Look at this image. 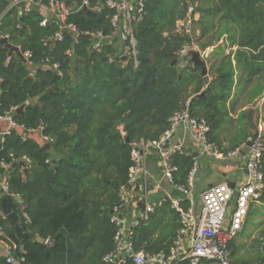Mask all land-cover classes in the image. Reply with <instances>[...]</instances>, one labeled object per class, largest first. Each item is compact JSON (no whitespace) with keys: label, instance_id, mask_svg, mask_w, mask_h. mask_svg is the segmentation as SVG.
I'll list each match as a JSON object with an SVG mask.
<instances>
[{"label":"trees","instance_id":"1","mask_svg":"<svg viewBox=\"0 0 264 264\" xmlns=\"http://www.w3.org/2000/svg\"><path fill=\"white\" fill-rule=\"evenodd\" d=\"M64 1L75 8L69 21L79 30L112 32L113 11L107 0H90L92 6L103 3L102 12H76L82 0ZM8 5V0H0V14ZM191 5L200 13L193 34L174 33ZM20 18L18 9L11 11L1 34L30 51L32 63L10 56L0 43V116L12 106L24 107L15 120L28 129L44 126V135L54 140L50 150L35 138L22 141L18 131L4 143L0 140V173L7 174L11 194L26 203L23 220L30 239L23 241L8 228L20 264H106L119 231L113 212L122 206L121 189L133 166L132 143L158 140L189 100L191 113L208 121L209 141L224 155L259 134L258 113L248 107L264 92V0H147L144 19L135 27L138 68L120 59L111 63L114 48L93 53L90 41H76L69 33L45 46L43 40L57 26L41 27L38 11ZM225 34L228 39L222 42ZM189 39L201 44L202 52L213 48L205 58L209 85L200 67L189 59L185 67L178 62ZM47 60L51 66L58 64L62 74L45 69ZM202 93L206 98L197 100ZM242 108L247 109L233 119ZM25 157L30 160L26 171L14 167ZM2 161L11 164V170L4 171ZM194 163L191 155L174 156L177 185L187 184ZM8 224L0 196V226ZM156 226L153 222L133 230L137 250L170 251L180 225L169 226L160 238H155ZM262 238L264 223L254 244ZM232 248L236 256L235 244ZM0 264H7L6 259L0 257Z\"/></svg>","mask_w":264,"mask_h":264},{"label":"built area","instance_id":"2","mask_svg":"<svg viewBox=\"0 0 264 264\" xmlns=\"http://www.w3.org/2000/svg\"><path fill=\"white\" fill-rule=\"evenodd\" d=\"M8 1V7L0 14V38L5 37L1 34L3 22L11 11L18 9L20 12L22 9V13L27 14L38 11L43 16L40 22L41 27L46 28L50 24L57 26V31L43 40L45 46H50L53 42L63 41L68 33L76 41L82 37H90L91 39L88 41L92 43L91 52L102 53L105 47H112L115 53L109 57L111 63L116 59H120L124 63V57H127L128 63H132L135 68H138L135 27L144 19L147 0H107L106 6L113 11L111 17L112 32L110 34H105L103 31L79 30L75 24L69 21L71 14L75 12V8L69 7L64 0ZM104 7L105 5L100 1L92 6L90 0H82L76 12L82 10L102 12ZM196 9L197 7L193 5L189 7L186 18L178 21L176 33L193 34L194 23L200 18V13ZM188 47L182 50L180 55L187 51ZM19 48L21 49V47ZM229 50L231 51V49ZM232 50L235 52L237 48ZM21 52L27 63L31 65L33 54L30 51L24 52L22 49ZM68 54L71 55L72 51H69ZM206 57L208 54H204V58ZM49 62V60L43 62L44 68L49 66L53 70H60L58 64L51 66ZM60 74L62 73L60 72ZM190 103L188 101L186 107L175 114L169 130L158 140L139 139L132 143L133 166L129 171L127 184L121 189L122 206L116 208L113 213L112 222L119 227V231L115 237L114 251L104 259L106 264H239L234 260L235 254L232 246L239 235L244 232L251 206L254 203H260L264 192V137L259 135L257 139H251L253 145L247 150L246 168L248 175L245 181L238 188H231L228 183L212 185L201 194L202 211L197 213L194 193L200 164L197 158H194V167L189 173L187 184L179 186L175 183L174 175L178 168L173 164V158L176 154H185L186 149L182 141L174 146H168L173 136L180 127H183L193 133L204 152L222 162L242 156V148L227 155L222 154L220 148L209 141L211 128L208 121L205 118L194 116L190 111ZM19 109L17 106H12L0 116L1 143H4L6 137L12 135L14 131H18L19 137L24 142L30 138H35L43 145L51 146L54 140L44 135V126L38 129H28L15 120ZM151 150L158 152L164 177L175 187L179 196L166 195L155 202L145 200L144 211L140 213L138 219L133 221L131 226H128L123 218L126 206L132 201L128 191L136 185L142 176L146 175V155ZM22 162L27 168L30 160L25 157ZM1 168L7 171L12 168V165L2 161ZM0 196L2 198L11 196L20 204L22 210L26 208L20 196L11 194L6 173H0ZM185 202H189L190 206L186 207ZM167 206L177 214L180 220V229L170 251L168 253L165 251L150 253L146 250H137L133 230L149 223L159 209ZM8 228H11L10 224L5 227L0 226V257L5 258L7 264H20L14 257V250L17 246L11 241ZM5 241L10 244H6ZM44 244L52 246L49 240H46ZM259 244L264 254V238L260 240ZM258 264H264V257Z\"/></svg>","mask_w":264,"mask_h":264},{"label":"crops","instance_id":"3","mask_svg":"<svg viewBox=\"0 0 264 264\" xmlns=\"http://www.w3.org/2000/svg\"><path fill=\"white\" fill-rule=\"evenodd\" d=\"M193 45L196 46V48H198L197 45L195 44ZM204 54L209 55L207 51H205L204 53L201 51V55L204 56ZM233 64L234 66H236V61L234 59H233ZM239 76L240 74L236 72L235 77L237 81ZM209 79L210 81L212 79L210 75H209ZM237 91L238 88L235 89V92ZM248 108H252L256 113H258L255 116V120L258 119L257 126L259 129V135L264 137V92L261 95H259L257 99H255V101ZM245 109L247 108L239 109L237 114L233 115V119H237L238 115ZM226 134L227 132L225 131V134L223 136L226 137ZM180 141H182L185 145V149H186L185 154L191 156L196 155V158L200 164V168L196 177L195 193H194V204L197 211H198L197 205L200 204V202L202 204L201 194L212 185L231 182L234 188H238L247 178L248 171L246 168V161H247L246 156L242 155L225 162L217 161L209 153L204 152L199 142L193 135V133L185 130L183 127H180L178 129V131L173 136L168 146L170 145L174 146ZM128 195L132 198V201L128 204V206H126L125 213L123 214V218L128 226H131L133 224V221L142 212L139 204L140 203L145 204V200L148 202H155L161 199L162 197H165L166 195H172L174 197L179 196V193L178 191H176L175 187L171 183H169L164 177L159 154L157 151L151 150L147 153L146 175L142 176L138 180L136 185L128 191ZM186 203H187V207L190 206L189 202ZM169 214H174L176 217L175 222L180 225L179 217L169 206L159 209L152 216L151 218L152 222L151 221L149 222L150 224L154 222L157 225L155 238H157L158 235L157 232L164 225L166 219H168Z\"/></svg>","mask_w":264,"mask_h":264},{"label":"water","instance_id":"4","mask_svg":"<svg viewBox=\"0 0 264 264\" xmlns=\"http://www.w3.org/2000/svg\"><path fill=\"white\" fill-rule=\"evenodd\" d=\"M86 12H89V10H86ZM22 14H23L22 9H20V16H21L20 20L21 21H22ZM82 39L88 40L91 38L90 37H82ZM0 43L3 44L9 50L10 56L16 55L20 59H22V61L27 63L26 59L22 55L21 49L17 45L12 44L7 37L0 38ZM187 59H189V61L193 64L194 67H200L201 68L202 75L204 78H206V85H209L210 79H209L208 64H207L204 56L201 55L200 49L196 48V46L193 45L191 39H189V47H188L187 51H185L184 53H182L180 55L178 62L182 66L185 67ZM124 62L127 64L129 62V59L127 57H124ZM173 64H175V63H173ZM45 69H52V68L47 66V67H45ZM205 98H206L205 93H202L199 96H197V100H201V99H205ZM23 111H24V107H21L18 110L17 114L21 115ZM258 137H259V134H256L254 136V139H257ZM128 141H129V139H128ZM252 145H253V141L249 140L245 144V146L242 148L241 154L243 156H247V150H248V148L252 147ZM47 148L50 150L51 146L47 145ZM193 158H196V155H194ZM18 166L25 168V171L27 170V168L25 167L26 165L23 162L17 163L14 165V167H18ZM228 184L231 188H234L233 184L231 182H229ZM24 206L26 207V203H24ZM139 206H140L141 210L144 211L145 204L140 203ZM2 212H3L6 220L10 224L11 228L16 233V235L23 241L29 240L31 236L28 232L26 223L23 220V210L21 209L20 204L15 199H13L11 196H6V197L2 198ZM127 233H128V231H127ZM37 240L40 243H45V240H43L41 238H39Z\"/></svg>","mask_w":264,"mask_h":264},{"label":"rangeland","instance_id":"5","mask_svg":"<svg viewBox=\"0 0 264 264\" xmlns=\"http://www.w3.org/2000/svg\"><path fill=\"white\" fill-rule=\"evenodd\" d=\"M174 33H176V29H175ZM199 37H200V33H198L195 38L197 39ZM227 39H228V34H225L222 37L221 41L223 42L224 40H227ZM199 40L202 41V43L205 42V39L200 38ZM197 46H199L198 48L200 50H202L201 44H199ZM205 51H207L208 53H211L212 47L206 49ZM229 51H228V53H229ZM263 82H264V79H263ZM197 209H198L197 213H201V211H202L201 202H200V204L197 205ZM123 213H125V212H123ZM138 218H139V216L136 219H138ZM175 221H176L175 215L169 214L168 219H166L164 225L157 232L158 233L157 238H160L161 236H159V235H162V233L169 226L175 225V223H176ZM263 223H264V204L254 203L251 206L244 232L241 235H239V237L236 239V242H235V248L234 249L236 251V256L234 257V260L236 263H239V264H243V263L258 264L262 260V258L264 257V254L261 251L260 244L259 245L254 244V238H255L254 236H256L257 233H259L260 228H261Z\"/></svg>","mask_w":264,"mask_h":264}]
</instances>
